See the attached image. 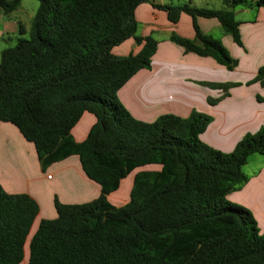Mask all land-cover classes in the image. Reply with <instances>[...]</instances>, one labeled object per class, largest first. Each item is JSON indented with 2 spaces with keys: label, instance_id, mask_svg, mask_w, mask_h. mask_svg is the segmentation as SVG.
<instances>
[{
  "label": "trees",
  "instance_id": "obj_1",
  "mask_svg": "<svg viewBox=\"0 0 264 264\" xmlns=\"http://www.w3.org/2000/svg\"><path fill=\"white\" fill-rule=\"evenodd\" d=\"M37 1L29 38L1 55L0 124L14 125L34 145L43 170L78 156L101 195L79 205L56 198L57 218L42 220L31 236L38 203L0 184V264H264V235L255 217L227 199L246 183L249 157L264 155V131L245 135L225 153L201 140L210 116L194 111L147 123L131 115L118 93L139 71L151 69L158 47L152 36L137 34L135 12L147 0ZM223 3L220 10L153 6L173 24L190 15L200 45L175 34L170 40L232 71L238 61L201 32L197 19L218 20L242 47L235 10L264 7V0ZM20 4L0 0V12L9 15ZM130 38L141 51L113 55ZM263 78L260 69L255 81ZM209 86L227 94L235 85ZM84 113L96 123L77 144L71 131ZM147 166L158 169L136 174L125 206L109 203L123 179Z\"/></svg>",
  "mask_w": 264,
  "mask_h": 264
},
{
  "label": "crops",
  "instance_id": "obj_2",
  "mask_svg": "<svg viewBox=\"0 0 264 264\" xmlns=\"http://www.w3.org/2000/svg\"><path fill=\"white\" fill-rule=\"evenodd\" d=\"M187 2L197 8H224L223 0ZM153 5L166 6L167 2L147 0L135 12L137 34L152 36L158 41L152 67L139 71L118 93L131 115L147 123L167 114L188 118L196 111L210 116L213 120L201 135V140L225 153L232 152L245 135L264 131V78L262 82L255 81L260 69H264V7L235 10L242 47L224 32L218 20L197 19L201 32L219 40L230 56L238 61V66L230 71L211 57L186 53L170 40L175 34L200 45L190 15L183 13L180 21L173 24L164 10ZM6 17L0 12V62L2 52L8 48L5 43L11 32L3 20ZM23 28L29 32L31 25ZM142 46L130 38L115 47L112 53L117 57L135 55ZM209 84L235 86L226 94ZM95 123L94 115L84 113L71 131L73 141L77 144L84 142ZM250 159L258 165L257 171L243 172L247 177L246 183L230 192L227 199L248 209L264 235V155H251L244 167L249 165ZM157 169V166H147L130 173L121 181L119 189L108 196L109 203L115 207L125 206L130 200L136 174ZM0 184L7 193L25 194L38 203L40 212L31 236L42 220L57 218L56 198L65 205H79L90 203L101 195L99 185L86 177L76 155L43 170L34 145L10 123L0 124Z\"/></svg>",
  "mask_w": 264,
  "mask_h": 264
},
{
  "label": "rangeland",
  "instance_id": "obj_3",
  "mask_svg": "<svg viewBox=\"0 0 264 264\" xmlns=\"http://www.w3.org/2000/svg\"><path fill=\"white\" fill-rule=\"evenodd\" d=\"M187 1L188 0H166L167 5H174V6L190 4ZM39 5L40 4L37 0H21L19 9L7 15L8 17L3 19L4 22H6L9 25V30L11 31L10 36L8 37L5 43V45H7L6 47L8 48L14 47L17 44L18 39L21 37L25 39L29 38V32H26V34L23 36L20 35V26L28 27L29 25H31V19L34 16V14L38 11ZM13 23L15 24L17 23V24L14 25ZM249 162L250 163L247 167H243L244 173L251 172L252 170L250 169H255L256 171L258 169V165L253 163L251 159ZM26 256L28 258L27 251H26Z\"/></svg>",
  "mask_w": 264,
  "mask_h": 264
},
{
  "label": "built area",
  "instance_id": "obj_4",
  "mask_svg": "<svg viewBox=\"0 0 264 264\" xmlns=\"http://www.w3.org/2000/svg\"><path fill=\"white\" fill-rule=\"evenodd\" d=\"M49 178H51V177H49Z\"/></svg>",
  "mask_w": 264,
  "mask_h": 264
}]
</instances>
